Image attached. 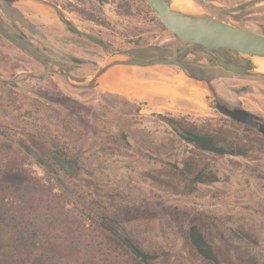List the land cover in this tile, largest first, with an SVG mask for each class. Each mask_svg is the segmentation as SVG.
Wrapping results in <instances>:
<instances>
[{
  "label": "rangeland",
  "instance_id": "374dc122",
  "mask_svg": "<svg viewBox=\"0 0 264 264\" xmlns=\"http://www.w3.org/2000/svg\"><path fill=\"white\" fill-rule=\"evenodd\" d=\"M38 1L56 6L76 29L106 45L110 54L130 51L151 56L160 49L163 58H168L182 48V42L142 0ZM192 1L224 23L261 34L264 5L224 16ZM212 1L237 6L254 0ZM24 4L11 8L0 0V25L65 64L71 73L79 68L74 77L77 81L87 79L90 71L106 61L99 46L64 30L49 9ZM186 54L195 64L216 66L207 62L200 47ZM71 55L81 63L71 62ZM223 55L244 66L255 65V60L232 52L223 51ZM148 59L155 58L143 60ZM173 67L132 69L138 78L158 82L155 93L174 95L172 88L159 84L173 78ZM216 68L218 75L226 73L218 79L222 83L219 97L237 100L238 107L228 108L243 107L264 120V81L254 78L257 75L237 81L227 76L232 73ZM193 70L200 71L197 67ZM156 115L181 120L188 128L212 136L219 147L241 155L220 156L177 142ZM243 126L201 102L161 97L139 100L103 92L96 86L77 91L63 82L56 69L0 36V148L20 154L25 170L44 187L53 186L55 192L56 182L64 180L94 199L125 195L150 200L159 218L141 225L152 244L166 250L173 247L171 262L190 264L186 252L191 250L188 234L194 227L221 264H264V137ZM53 151L74 160L78 170L70 177L63 176L50 158ZM168 165L177 167L175 175ZM50 170L53 173H48ZM180 179L197 180L196 193L175 194L171 182Z\"/></svg>",
  "mask_w": 264,
  "mask_h": 264
},
{
  "label": "trees",
  "instance_id": "16d2710c",
  "mask_svg": "<svg viewBox=\"0 0 264 264\" xmlns=\"http://www.w3.org/2000/svg\"><path fill=\"white\" fill-rule=\"evenodd\" d=\"M155 117L169 127L177 142L202 152L241 155L217 147L212 137L181 120ZM56 154L67 160L65 154ZM168 166L175 175L177 167ZM171 183L175 194L197 191L195 179ZM56 188L57 192L53 186L44 187L31 176L20 154L0 148V264H184L171 262L172 246L166 250L146 235L141 224L160 215L150 200L125 195L94 199L64 180L56 182ZM188 244L190 264H221L194 227Z\"/></svg>",
  "mask_w": 264,
  "mask_h": 264
},
{
  "label": "water",
  "instance_id": "95a60500",
  "mask_svg": "<svg viewBox=\"0 0 264 264\" xmlns=\"http://www.w3.org/2000/svg\"><path fill=\"white\" fill-rule=\"evenodd\" d=\"M10 5L19 3L35 4L43 6L54 12L58 20L66 30L71 31L75 35L82 36L99 46L106 54V61L102 62L90 79L84 83H75L71 79L68 71L61 68L53 60L42 54L31 44L23 40L21 37L14 35L0 26V36L14 45L22 46L27 52L35 58L56 69L58 74L65 80L68 87L75 90H84L96 86L100 77L108 70L115 67H129L136 69H146L152 67H175L174 72H180V76H185L189 80L201 85L205 94L201 99V103L207 108L217 113L223 118L237 122L247 126L264 137V120L258 116L240 108H228L217 102L218 88H222L219 81H207L196 78L189 74L184 65L178 62V58L186 51L194 47H200L202 52L207 56V62L212 63L219 68L237 76L258 75L260 73L254 64H246L238 66L233 62H225L219 59L215 53L220 51L232 52L237 56H241L249 61L254 59H264V26L261 27V34L253 33L243 29H239L227 23L220 21L217 17H213L206 13L200 6L193 2L198 9V13L193 15L183 14L173 9L170 0H142L150 10L158 17L162 26L175 38L182 42V48L172 57L137 60L125 54H110L109 49L101 41L90 34L81 32L76 29L70 21L65 18L64 13L56 6L38 1V0H2ZM205 7L213 10L217 15L236 16L241 12L264 5V0H254L237 6H222L216 4L212 0H196ZM173 67V68H174ZM169 98L167 95H165ZM171 99V98H170ZM185 100V99H175ZM34 155V154H33ZM35 156V155H34Z\"/></svg>",
  "mask_w": 264,
  "mask_h": 264
},
{
  "label": "bare ground",
  "instance_id": "6f19581e",
  "mask_svg": "<svg viewBox=\"0 0 264 264\" xmlns=\"http://www.w3.org/2000/svg\"><path fill=\"white\" fill-rule=\"evenodd\" d=\"M173 9L183 13L193 15L198 13V9L191 0H170ZM255 65L260 73L264 74V59H254ZM138 79V80H137ZM155 81L148 79L137 78L132 68L125 67L116 69L111 73H106L100 82V85L108 91L119 92L124 94H133L136 96H149L155 94L156 89ZM174 95L188 94L190 97H198L201 100L205 94L202 86H196L191 80L186 77H179L178 85L172 88ZM162 93H164L162 91ZM185 95V96H186ZM168 96V95H167ZM184 96V97H185Z\"/></svg>",
  "mask_w": 264,
  "mask_h": 264
},
{
  "label": "flooded vegetation",
  "instance_id": "af4514ba",
  "mask_svg": "<svg viewBox=\"0 0 264 264\" xmlns=\"http://www.w3.org/2000/svg\"><path fill=\"white\" fill-rule=\"evenodd\" d=\"M3 2H5V1H3ZM8 6H10L11 8H17L16 6L14 7L13 5H10L9 3H7V2H5ZM1 26V25H0ZM262 26H264V25H262ZM261 26V27H262ZM2 27V26H1ZM260 27V28H261ZM3 28V27H2ZM261 30V29H260ZM84 33H86V32H84ZM74 34V33H73ZM88 34V33H87ZM76 36H78V35H76ZM78 37H80V38H83V39H86V38H84V37H82V36H78ZM94 37V36H93ZM96 38V37H95ZM23 40H25L24 38H22ZM97 39V38H96ZM87 41H89L88 39H86ZM8 41V40H7ZM26 41V40H25ZM100 41V40H99ZM10 42V41H9ZM26 42H28V41H26ZM90 43H92L93 45H95V46H97L95 43H93V42H91V41H89ZM12 43V42H11ZM29 43V42H28ZM29 44H31V43H29ZM32 45V44H31ZM17 46V45H16ZM33 46V45H32ZM18 47H21V48H23L22 46H18ZM33 47H35V46H33ZM98 47V46H97ZM36 48V47H35ZM24 49V48H23ZM37 49V48H36ZM25 50V49H24ZM38 50V49H37ZM26 52H27V50H25ZM158 52L159 53H157V54H154V55H151V56H139V55H137L136 53H134V52H130V51H124L123 53L124 54H127V55H129L130 57H132V58H134V59H137V60H143L144 58H146V57H152V58H155V59H159V58H163L164 57V53H162L161 52V50L159 49L158 50ZM186 52H188V51H186ZM186 52L185 53H183L179 58H178V62L180 63V64H182V65H184V67L188 70V72L191 74V75H193V76H195V77H198V78H201V79H205V80H214V79H223L224 77H222V76H224V75H226V73H221V74H223V75H218V73L219 72H217V71H219L217 68H214L212 65H209V66H206V65H204V66H202L201 64H199L200 66L198 67L199 68V72H196V71H194L193 70V68H194V64L195 63H193V62H191V60H189L190 58H187V54H186ZM29 53V52H28ZM30 54V53H29ZM30 55H32V54H30ZM215 55L217 56V57H219V58H221L223 61H225V62H233V63H235L236 65H238V66H244V64L243 63H241V62H239V61H237L236 59H227L228 57L227 56H225V55H223V51H220V52H218V53H215ZM33 56V55H32ZM46 56V55H45ZM48 57V56H47ZM69 57V56H68ZM48 58H50V57H48ZM70 58V60H71V62H80L81 60L78 58V57H76V56H74V55H71V57H69ZM51 59V58H50ZM51 60H53V59H51ZM74 60V61H73ZM40 61V60H39ZM56 64H58L61 68H63L64 70H66V71H68L69 73H71L69 70H68V68L66 67V65L65 64H62V63H60V62H58V61H56V60H53ZM41 62V61H40ZM81 63V62H80ZM42 64H43V62H42ZM82 65V64H81ZM209 67V68H208ZM211 68V69H210ZM207 69L208 70H211L212 72H210V73H215V75H209V73L207 72ZM217 73V74H216ZM228 77L229 76H231L234 80H237L238 81V79H240L239 77H242V76H237V75H233V74H229V75H227ZM60 78L63 80V82L66 84V82H65V80L60 76ZM254 78H257V80L259 81V82H263L264 81V77L263 76H257V77H254ZM71 79H72V81L73 82H75V80H73V78L71 77ZM75 83H77V82H75ZM67 85V84H66ZM87 89H89V88H87ZM86 89H84V90H77V91H85ZM223 97V96H222ZM221 96L220 97H218L217 98V101L221 104V105H223V106H225V107H238V105L236 104L237 103V100L235 99V97H233V101L232 102H229V101H227V100H225L224 98H222ZM240 97H237V99H239ZM240 109H244L243 107L242 108H240ZM245 110V109H244ZM244 127V126H243ZM245 129H247V130H250V128H247V127H244ZM197 133H200V132H197ZM200 134H202V135H207V134H204V133H200ZM208 136H210V135H208ZM172 137V136H171ZM210 137H212V136H210ZM173 138V137H172ZM213 138V137H212ZM214 139V138H213ZM214 141H215V143H216V146L217 147H219L218 145H217V141L214 139ZM191 146V145H190ZM193 147V146H192ZM194 148V147H193ZM220 148H222L221 146H220ZM197 150V149H196ZM226 150V152H237V153H240V151H234V150H232V149H225ZM199 151V150H198ZM202 152V151H201ZM207 153H209V152H207ZM211 154H213V153H211ZM216 155H218V154H216ZM225 155H229V156H239V155H236V154H225ZM220 156H224V155H220ZM67 157V156H66ZM50 158H51V160H52V162L54 161L56 164H57V166L58 167H60L62 170H64L65 172H67V173H69V174H74L73 172H75L76 170H78V167H77V165H76V163H75V161L74 160H72V159H70L69 157H67V160H65V159H63L62 157H60V156H58L57 154H56V152L55 151H53L52 153H51V156H50ZM43 163V162H42ZM198 182V181H197Z\"/></svg>",
  "mask_w": 264,
  "mask_h": 264
},
{
  "label": "crops",
  "instance_id": "0c3cea01",
  "mask_svg": "<svg viewBox=\"0 0 264 264\" xmlns=\"http://www.w3.org/2000/svg\"><path fill=\"white\" fill-rule=\"evenodd\" d=\"M28 4V3H27ZM25 4L24 3H19V4H16V5H13L14 7L16 6V7H19V6H24ZM31 5H35V4H31ZM36 6H38V5H36ZM50 10V9H49ZM22 11V10H21ZM51 12H53L52 10H50ZM53 14H54V12H53ZM55 15V14H54ZM55 17H56V15H55ZM56 19H57V21L60 23V26H62V28L64 29V30H66L64 27H63V25L61 24V22L58 20V18L56 17ZM40 22L41 23H43V25H50V24H47V22L46 21H44V20H40ZM189 51V50H188ZM191 62H193V63H195L194 61H191ZM202 65V64H201ZM203 65H205V64H203ZM202 65V66H203ZM81 66H83V65H81ZM80 66V67H81ZM200 65L197 63V64H194V67H199ZM214 68H216V66H213ZM121 68H125V67H115V68H112V69H110V70H108L107 72H105L101 77H100V79L98 80V82H97V84H96V88L97 89H99V90H101V91H103V92H107V93H113V94H117V95H120V96H122V97H126V98H133V99H139V100H145V99H150V98H154V97H161V98H166V99H169V100H175V99H185V100H187V101H191V102H194L195 104H199L200 102H201V100H198L199 98L198 97H190L188 94L186 95V94H177V95H173V94H171V93H167V92H164V93H162V92H158V93H155L154 95H151V96H146V97H144V98H137V97H141V96H136V95H133L132 93L131 94H124V93H119V92H112V91H108V90H105L101 85H100V82H101V79H102V77L106 74V73H111V72H113V71H116V69H121ZM209 68V67H208ZM211 69V68H210ZM78 71H79V68H75L74 69V72H72V73H70V75H71V77L73 78V80H75V82H77V83H84V82H86L88 79H90L91 77H92V75H89L90 73L92 74H94L95 73V71L94 70H92V71H90V73H88L86 76H88V78L87 79H85V80H83V81H77L74 77H75V75H77L78 76ZM188 71V70H187ZM207 72H212L211 70H208L207 69ZM190 74V73H189ZM91 76V77H90ZM167 77H169L168 75H166ZM173 78L171 79L172 81H173V83L172 82H170V81H168V82H159V84H164L165 86H167L168 88H173V86H177L178 85V79H179V77H185V76H180V72H175V73H173ZM171 76V77H172ZM193 76V75H192ZM258 76V75H257ZM195 77V76H194ZM138 78V77H137ZM140 79H142L141 77H139ZM196 78H198V77H196ZM199 79H201V78H199ZM138 80V79H137ZM203 80H205V79H203ZM207 81H211V80H207ZM213 81H218V79H214ZM191 82H193V81H191ZM196 86H201V85H199L198 83H195V82H193ZM155 85H156V89H157V86H158V83H155ZM166 91H169L168 89H165ZM165 95H168V97L169 98H167ZM186 95V96H185ZM185 96V97H184ZM171 98V99H170Z\"/></svg>",
  "mask_w": 264,
  "mask_h": 264
}]
</instances>
